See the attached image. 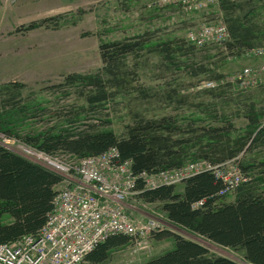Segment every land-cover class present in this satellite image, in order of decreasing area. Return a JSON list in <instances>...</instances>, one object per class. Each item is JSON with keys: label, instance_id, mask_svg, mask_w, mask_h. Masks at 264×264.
Wrapping results in <instances>:
<instances>
[{"label": "rangeland", "instance_id": "374dc122", "mask_svg": "<svg viewBox=\"0 0 264 264\" xmlns=\"http://www.w3.org/2000/svg\"><path fill=\"white\" fill-rule=\"evenodd\" d=\"M249 16L264 30L262 6L249 11ZM218 27L226 33L216 0H0V102L8 97L6 88L17 83L21 86L18 99L27 106L26 112L17 116L10 115L9 107L0 109V120L7 122L0 127V146L16 152L17 146L23 145L21 137L25 134L67 126L65 112L84 101L77 98L73 88L53 85L69 73L96 72L102 65L100 44L138 35L148 37L147 44H156L157 49H144L138 56L128 58L124 82L112 89L115 94L101 112L86 115L88 121L107 119L110 124L104 128L122 135L134 114L146 118L172 114L182 127L189 120L200 127L221 124V119L227 118L242 132L247 125V105L254 103L257 110L264 111V41L257 48L260 52L247 50L230 55L223 45L227 35L216 40ZM207 28L210 34L204 35ZM166 41L173 43V59L162 51L168 46L162 44ZM201 66L208 70L197 76L188 74V70ZM245 68L250 74L246 84L241 85L237 76ZM168 96L173 102L167 103ZM181 97L184 101L179 104ZM80 116L83 122L84 117ZM260 120L264 124V115ZM56 157L69 162L78 160L64 153ZM195 163L200 171L210 170L215 177L224 167L259 164L252 172H240L241 181L236 187L259 176L264 178V148L240 153L217 165ZM228 177L232 183L237 182L235 176ZM181 181L182 178L174 184L180 186ZM63 186L64 180L57 189ZM234 196L232 189L224 199ZM126 204V212L135 224L155 219L160 231L195 240L209 255L249 264L242 250L215 244L170 223L158 203H146L135 195ZM160 231L130 236V241L114 249L104 264H140L173 248L171 236H156Z\"/></svg>", "mask_w": 264, "mask_h": 264}, {"label": "trees", "instance_id": "16d2710c", "mask_svg": "<svg viewBox=\"0 0 264 264\" xmlns=\"http://www.w3.org/2000/svg\"><path fill=\"white\" fill-rule=\"evenodd\" d=\"M216 4L225 23L227 37L223 45L228 54L238 55L261 46L264 30L249 16V11L253 12L258 6L264 8V1L216 0ZM148 41V37L138 35L100 44L102 65L96 72L69 73L62 82L53 85L73 88L77 98L84 101L80 106H68L69 110L62 114L67 115L68 125L57 131L48 129L25 134L21 137L22 144L50 156L64 153L77 159L97 156L115 148L116 162L129 160L135 176L178 170L198 161L217 165L240 153L264 148V124L260 120L264 111L257 110L254 103L245 107L247 125L242 132L227 118H222L221 124L209 123L200 127H195V121L189 120L182 127L172 114L156 118L134 114L131 123L124 126L122 135L104 128L110 124L107 119L88 121L86 115L101 112L103 105L115 94L112 89L124 82L128 58L138 56L144 49L148 52L157 49L156 44H147ZM164 43L168 48L163 47L162 51L173 59L172 41ZM207 70L201 66L187 72L197 76ZM10 86H6L8 97L0 102V109L9 107L11 116L22 115L27 106L18 99V87L21 86L17 83ZM170 97H166L167 103L173 102ZM183 101L181 97L178 103ZM80 115L84 117L83 122ZM6 123L1 119L0 127ZM254 165L239 164L238 168L241 173H249L259 164ZM62 180L58 173L0 146V243L35 234L43 226L52 208L57 185ZM236 186L232 188L234 198L225 200L232 189L220 195L224 183L210 170L189 175L182 179L180 186L161 184L149 188L141 177L135 182L136 196L146 203L160 204L170 223L215 244L242 250L249 264H264V178L259 176ZM165 235L172 237L173 248L140 264H241L224 256L209 255L201 243L180 234L168 230L156 234L158 238ZM130 239L121 233L109 235L91 249L80 264H104L114 249L127 244Z\"/></svg>", "mask_w": 264, "mask_h": 264}, {"label": "built area", "instance_id": "2783aa9c", "mask_svg": "<svg viewBox=\"0 0 264 264\" xmlns=\"http://www.w3.org/2000/svg\"><path fill=\"white\" fill-rule=\"evenodd\" d=\"M203 32L204 35L210 34L209 28ZM215 35L216 40H220L226 33L222 27H218ZM198 43H202V40H198ZM251 51L260 52L259 49ZM249 74V68H245L238 74L237 81L241 85L246 84ZM16 152L60 174L64 186L57 189L46 221L35 234L0 243V264H79L93 246L110 234L125 233L141 237L160 231L161 227L154 220L135 224L126 212L128 208L123 210L124 202L138 193L135 189L136 179L141 177L147 187L153 188L161 184H174L176 180L200 171L197 164L192 163L178 170L134 176L129 161L111 164V159L117 155L115 148L71 162L23 145H18ZM224 169L216 173V177L224 183L220 195L234 188L241 181L239 176H242L238 166ZM170 172L174 179H171ZM228 176H235L237 182L232 183Z\"/></svg>", "mask_w": 264, "mask_h": 264}, {"label": "bare ground", "instance_id": "6f19581e", "mask_svg": "<svg viewBox=\"0 0 264 264\" xmlns=\"http://www.w3.org/2000/svg\"><path fill=\"white\" fill-rule=\"evenodd\" d=\"M23 146H25V145H23ZM26 147H28V146H26ZM19 154V153H18ZM116 157H117V155L115 156V157H113L112 159H111V164L112 165H117V164H122V163H124V162H126V161H129V160H126V161H124V162H121V163H118V162H116ZM130 162V161H129ZM189 165V164H188ZM117 171L118 172H120V170L119 169H117ZM133 174V173H132ZM60 175V174H59ZM134 175V174H133ZM135 176V175H134ZM183 179V178H182ZM57 193V192H56ZM125 201V200H124ZM127 201L128 200H126L125 202H124V204L122 205V207H123V210H126L127 208H128V204H126L127 203ZM154 221H155V224L157 225V226H159L160 227V224H159V222H157V220H155V219H153ZM148 222V221H147ZM146 222V223H147ZM121 234H125V233H121ZM111 235V234H110ZM125 235H128V236H135L134 234H125ZM109 236V235H108ZM96 246V245H95ZM95 246H93L91 249H93ZM90 249V250H91ZM82 261H83V259H82ZM81 261V262H82ZM80 262V263H81ZM79 263V264H80Z\"/></svg>", "mask_w": 264, "mask_h": 264}]
</instances>
